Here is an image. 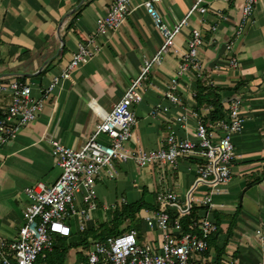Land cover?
Wrapping results in <instances>:
<instances>
[{"label": "crops", "instance_id": "1", "mask_svg": "<svg viewBox=\"0 0 264 264\" xmlns=\"http://www.w3.org/2000/svg\"><path fill=\"white\" fill-rule=\"evenodd\" d=\"M111 1L0 0V82L22 78L20 81L31 84V95L40 96L51 77L63 69L76 42L93 32L96 17ZM143 1L129 0L122 26L96 37L97 50L70 73L69 79L54 85L34 120L20 126L15 136L0 146V241L16 238L25 207L23 187L36 181L51 183L59 174L49 140L79 149L98 121L95 112L108 111L136 77L142 61L159 48L161 36L145 13ZM192 2L155 0L154 7L162 20L172 25ZM242 2L204 0L206 11H194L187 18L174 45L183 49L190 29L199 31L203 40L196 54L200 76L186 73L179 78L175 91L178 102L170 103L163 91L175 74L177 58L171 51L164 53L142 81L141 101L131 107L135 117L132 136L124 147L131 152L138 143L145 149H156L163 146L170 131L177 138H191L197 119L210 121L211 107L194 111V98L189 95L199 82L215 88L221 110L233 100L240 102L244 124L232 136L237 157L230 167V180L212 196L208 211L216 230L199 256L207 264H264L255 234L258 229L264 237V0H257L249 22L235 37ZM231 57L236 60L235 67L227 63ZM9 102L10 96L0 93L1 113ZM157 105L167 110H156ZM180 115L184 121L175 122ZM199 161L192 152L179 158L172 168L159 164L139 168L131 159L116 162L112 179L95 182L99 207L90 215H110L113 206L134 202L140 195L153 204L156 193L168 189L177 194L179 206L184 207L189 199L190 205L198 207L200 218L206 215L205 209L195 200L208 193L209 186L196 181ZM143 210L136 238L138 243L154 245L159 235L144 227ZM169 213L176 215L173 208Z\"/></svg>", "mask_w": 264, "mask_h": 264}, {"label": "built area", "instance_id": "2", "mask_svg": "<svg viewBox=\"0 0 264 264\" xmlns=\"http://www.w3.org/2000/svg\"><path fill=\"white\" fill-rule=\"evenodd\" d=\"M204 0H193L185 15L172 25H167L154 7L155 0L141 2L153 27L161 36L159 48L149 59H144L136 77L132 78L120 98L108 111H96L98 121L86 141L79 149H72L56 140H49L50 153L59 169L57 178L51 183L36 181L22 189L25 207L21 213V223L16 238L8 242L0 241V264H34L42 252H49L55 237H69L72 233L70 220L76 231L85 229L91 220V211L97 207L95 201V182L100 179H112L115 163L131 159L139 167L154 164L172 168L179 158L194 152L199 158L196 164V181L206 182L209 191L196 199L198 206L204 208L206 215L197 219L193 231L183 232L179 217L185 215L189 199L184 207L178 205L177 194L164 189L156 193L159 210L144 209L141 220L147 230L157 232L158 243L152 245L137 242L135 230L107 237L103 241H93L84 252V261L67 264H207L199 256L207 249V238L214 233L216 226L208 216L212 206V196L230 180L231 164L237 157L232 136L239 133L244 118L239 111L240 102L231 101L221 110L220 119L212 122L195 121L192 137L177 138L173 131L164 138L163 146L145 149L135 143L131 152L124 147L131 139L135 117L131 110L133 104L141 101L140 87L146 80L149 69L160 61L161 56L171 51L177 58L176 71L169 79L163 97L170 103H177V80L186 73L195 78L200 76L201 67L196 54L203 40L199 31L190 29L183 49L174 45L175 37L187 25V18L194 12L204 13ZM229 3L231 0H222ZM257 0H243L240 16L233 31L239 36L251 18ZM129 12V0H112L103 14L95 19L93 32L76 42L74 51L63 69L53 75L42 94L33 97L31 84L20 80L0 82V93L10 96V102L4 107L0 117V146L13 138L20 126L34 120L41 108L43 99L60 80L69 79L70 73L85 63L97 50L94 39L118 30ZM230 48V41L225 49ZM230 67L237 65L229 58ZM195 90L190 91L191 97ZM164 112L167 107L156 106ZM153 112V111H152ZM185 117H175V122ZM176 215L169 213L170 209ZM261 252L264 254V237L255 230ZM220 264H236L231 261Z\"/></svg>", "mask_w": 264, "mask_h": 264}, {"label": "trees", "instance_id": "3", "mask_svg": "<svg viewBox=\"0 0 264 264\" xmlns=\"http://www.w3.org/2000/svg\"><path fill=\"white\" fill-rule=\"evenodd\" d=\"M22 80V78H18ZM194 98V111H198L199 108L203 106H210L211 109L208 112L209 120L215 121L221 118V107L219 102V97L215 88L204 85L203 83L197 84V90L195 92ZM2 113L0 111V117ZM144 196L140 197L131 203H123L113 206L110 209V219H96L92 221L89 227H85L82 231L78 232L81 234L79 238H74L66 241L67 237L59 238L55 237L53 239L52 248L49 252L44 251L39 254L34 262V264H67V257L69 256L70 248L80 247L79 250L75 251L76 261H84V252L88 250L93 241H103L107 237L115 236L128 230H135L136 233L139 231L140 219H138V214L142 209H153L159 210V203L154 198L153 204H148L144 201ZM97 205V204H96ZM98 206V205H97ZM99 207V206H98ZM198 207L191 205L188 212L179 217V222L181 225V230L183 232L193 231L196 221L199 218L197 216ZM123 220H136V225L127 224L125 227H121ZM138 220V222H137ZM72 235L74 233H71ZM69 235L72 236V235ZM138 235V234H136ZM208 243V240H207Z\"/></svg>", "mask_w": 264, "mask_h": 264}, {"label": "rangeland", "instance_id": "4", "mask_svg": "<svg viewBox=\"0 0 264 264\" xmlns=\"http://www.w3.org/2000/svg\"><path fill=\"white\" fill-rule=\"evenodd\" d=\"M54 160V159H53ZM54 163H55V161H54ZM96 212H98V210L96 211ZM109 213V212H108ZM107 212L105 213V214H103L102 216H99L98 215V217H97V215H96V217L94 216V214H91V217L93 218V216H94V220H96V219H104L105 217V219L106 220H109L110 219V215L108 214ZM99 217H101V218H99ZM140 217H139V214H138V219H139ZM93 221V220H92ZM92 221H90V222H88V224H86V226L87 227H89L91 224H92ZM137 222H138V220H137ZM127 224H132V225H136L137 223H136V220L134 221V220H131V221H128V220H123V222H122V225H121V227H125ZM70 227H71V231H72V233H74L72 236H70V237H67L66 238V241H69V240H71V239H74V238H79V236H81V234L80 233H78L77 231H76V228H75V225H74V223H73V220H70ZM138 225H140V223H138ZM138 242V241H137ZM80 249V247L78 246V247H72V248H70V250H69V256L67 257V260H68V262H74V261H76V255H75V251L76 250H79Z\"/></svg>", "mask_w": 264, "mask_h": 264}]
</instances>
